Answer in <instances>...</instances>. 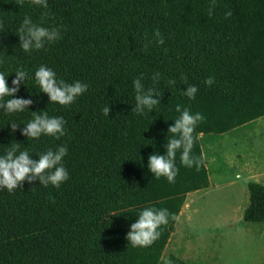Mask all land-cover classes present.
I'll use <instances>...</instances> for the list:
<instances>
[{
	"label": "trees",
	"instance_id": "obj_1",
	"mask_svg": "<svg viewBox=\"0 0 264 264\" xmlns=\"http://www.w3.org/2000/svg\"><path fill=\"white\" fill-rule=\"evenodd\" d=\"M261 117L264 0H0V264H188L200 135Z\"/></svg>",
	"mask_w": 264,
	"mask_h": 264
},
{
	"label": "rangeland",
	"instance_id": "obj_2",
	"mask_svg": "<svg viewBox=\"0 0 264 264\" xmlns=\"http://www.w3.org/2000/svg\"><path fill=\"white\" fill-rule=\"evenodd\" d=\"M223 135H200L207 188L185 196L163 250L188 264H264V223L242 220L247 184L264 185V117Z\"/></svg>",
	"mask_w": 264,
	"mask_h": 264
},
{
	"label": "crops",
	"instance_id": "obj_3",
	"mask_svg": "<svg viewBox=\"0 0 264 264\" xmlns=\"http://www.w3.org/2000/svg\"><path fill=\"white\" fill-rule=\"evenodd\" d=\"M260 119H262V118H259V119L255 120V121H260ZM253 122H254V121H253ZM253 122H251V123H253ZM248 124H250V123H248ZM248 124H246V125H248ZM246 125H245V126H246Z\"/></svg>",
	"mask_w": 264,
	"mask_h": 264
}]
</instances>
